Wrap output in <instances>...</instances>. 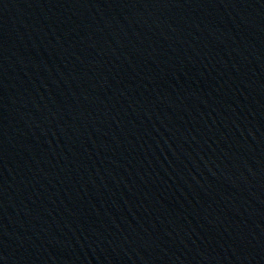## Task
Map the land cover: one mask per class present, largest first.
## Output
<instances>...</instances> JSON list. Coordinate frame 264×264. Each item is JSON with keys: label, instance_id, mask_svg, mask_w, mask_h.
<instances>
[{"label": "water", "instance_id": "obj_1", "mask_svg": "<svg viewBox=\"0 0 264 264\" xmlns=\"http://www.w3.org/2000/svg\"><path fill=\"white\" fill-rule=\"evenodd\" d=\"M0 264H264V0H0Z\"/></svg>", "mask_w": 264, "mask_h": 264}]
</instances>
